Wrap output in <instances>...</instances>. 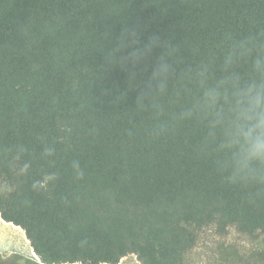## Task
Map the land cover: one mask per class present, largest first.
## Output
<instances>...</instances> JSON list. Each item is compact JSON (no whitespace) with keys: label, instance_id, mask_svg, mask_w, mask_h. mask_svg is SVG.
<instances>
[{"label":"trees","instance_id":"1","mask_svg":"<svg viewBox=\"0 0 264 264\" xmlns=\"http://www.w3.org/2000/svg\"><path fill=\"white\" fill-rule=\"evenodd\" d=\"M257 57L264 0H0L1 218L42 264H191L211 228L264 264V176L198 106Z\"/></svg>","mask_w":264,"mask_h":264},{"label":"clouds","instance_id":"2","mask_svg":"<svg viewBox=\"0 0 264 264\" xmlns=\"http://www.w3.org/2000/svg\"><path fill=\"white\" fill-rule=\"evenodd\" d=\"M225 60L224 72L201 81L199 108L205 114L218 150L226 157L232 177L264 176V57L242 76ZM167 66H161L166 72Z\"/></svg>","mask_w":264,"mask_h":264},{"label":"rangeland","instance_id":"3","mask_svg":"<svg viewBox=\"0 0 264 264\" xmlns=\"http://www.w3.org/2000/svg\"><path fill=\"white\" fill-rule=\"evenodd\" d=\"M10 230L8 227L0 225V245H2L0 246V264H39L36 260L38 258L34 253L30 257V247L28 246L30 244L27 245L28 249L22 246L20 235L17 232L12 233ZM228 239L225 241L222 237L218 236L215 229L206 230L202 235L198 247L189 257L190 263L226 264L224 262L226 258L224 246L234 243L231 237ZM119 264H140V262L135 255H129L122 259Z\"/></svg>","mask_w":264,"mask_h":264},{"label":"crops","instance_id":"4","mask_svg":"<svg viewBox=\"0 0 264 264\" xmlns=\"http://www.w3.org/2000/svg\"><path fill=\"white\" fill-rule=\"evenodd\" d=\"M0 225H2V226H5V227H8L9 228V230H10V232L12 231V233H18L19 235H20V237H21V244H22V246H25V247H27V249H28V246L30 247V257L32 256V253H34V251H32L33 249H32V247H31V245H28V244H30V242L28 241V239L26 238V235H25V233H24V231L20 228V227H17V226H15V225H13V224H10V223H7V222H5V221H3V219L1 218V215H0ZM9 232V231H8ZM4 242V241H3ZM28 245V246H27ZM0 246H2V245H0ZM0 251H1V248H0ZM28 251V250H27ZM35 254V253H34ZM5 255V254H4ZM35 256L38 258V259H36L37 260V262L39 263V264H42V262H41V260L39 259V257L35 254Z\"/></svg>","mask_w":264,"mask_h":264}]
</instances>
